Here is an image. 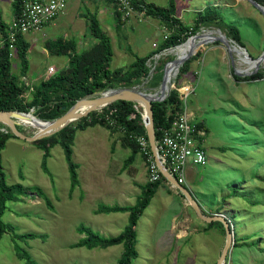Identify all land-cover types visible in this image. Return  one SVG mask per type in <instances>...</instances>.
<instances>
[{"label":"rangeland","instance_id":"1","mask_svg":"<svg viewBox=\"0 0 264 264\" xmlns=\"http://www.w3.org/2000/svg\"><path fill=\"white\" fill-rule=\"evenodd\" d=\"M142 1L164 7L168 3V0ZM174 2V16L187 29L178 45L191 36L189 30L194 26L195 17L208 6L215 7L222 14L226 26H202L196 33L209 31L228 43L213 39L195 47L194 53L184 61L188 65L186 71L179 74L178 67L170 78L171 88L172 85H195L186 105L187 111L193 112L194 118L207 128L203 144L206 164L195 168L188 180L205 216L221 213L230 220L233 239L222 264H264V77L248 80L244 77L249 74L240 76L235 73L247 69L241 52L255 59L264 50V14L247 0ZM71 6L70 19L65 21L67 28L61 32L48 31L43 36L35 31L25 34L29 67L24 77L14 49L11 72L19 76L20 82L34 87L42 79L38 75L47 72L48 66L53 65L54 71L67 68L69 57L46 47L59 36L73 39L78 54L92 47L97 40L89 31L88 15L93 14L100 30L111 42V70L126 69L134 61L135 54L149 56L145 63L146 74L114 88L158 92L164 68L177 58L178 53V50L174 51L177 46L159 49L166 39L164 36L171 31L163 20L135 7L130 16L122 19L111 0H75ZM0 16L7 24L13 17L9 0H0ZM229 24L237 26L242 45L232 39L227 28ZM42 48H46L47 53L42 52ZM160 70L161 75L158 74ZM166 70L168 75L170 68ZM252 70L253 67L247 69L248 72ZM258 70L264 71V60ZM109 89L112 88L105 90ZM29 91L24 93L27 102L30 101ZM135 107L142 117L143 105L136 103ZM99 110L102 108L68 124L74 126L82 118L88 121L92 113ZM15 121L21 132L28 136L35 133L32 126ZM0 130L4 131V128ZM58 131L48 136L54 134L59 138ZM145 151L151 152L148 141L145 150L139 145H131L120 130L112 127L96 124L77 130L72 144V160L78 165L79 184L71 191L67 162L60 144L50 148L46 172L41 166L43 151L40 148L32 141L10 137L1 150L5 179L9 185L22 184L26 192L16 200L7 201L2 220L11 224L18 234L35 233L43 237L19 238L5 232L0 238V264H25L17 255V249L25 250L37 264H117L123 251L121 244L91 249L77 246L83 237L77 227L83 224L104 237L121 233L127 225L128 213H96V208L99 204L136 202L141 193L140 184L149 182V160ZM160 183L167 181L161 180ZM35 188L43 192L50 205L43 195L34 191ZM125 191L129 192L130 199L125 198ZM170 193L168 212H162L160 199L155 196L140 215L135 228L138 255L132 264H214L226 236L223 225L214 222L215 226L203 228L206 223L198 220L191 206L185 205L184 195ZM207 209L215 210L207 213ZM172 216L177 222L172 232H168ZM158 223H164L158 232L167 231L169 235L170 248L165 253H154L153 246H150ZM196 223L198 226L193 229ZM174 232L186 236L177 239Z\"/></svg>","mask_w":264,"mask_h":264},{"label":"trees","instance_id":"2","mask_svg":"<svg viewBox=\"0 0 264 264\" xmlns=\"http://www.w3.org/2000/svg\"><path fill=\"white\" fill-rule=\"evenodd\" d=\"M112 1V0H111ZM264 5V0H255ZM23 0H11L12 15L15 16L22 7ZM133 6L141 12L146 13L163 20L171 29L170 34L164 39L159 49H166L181 43L182 34L187 29L181 25L179 20L174 16L175 2L168 0L167 6H158L153 3L144 2L142 0H133ZM88 28L96 43L78 54L76 51L75 41L64 37H57L53 42H48L46 47L57 54H64L69 57V63L66 69H59L54 73L42 78L34 87L26 85L19 81V76L11 72V56L9 42L7 41L8 24L0 16V111L18 110L27 112L32 109L33 115L38 118L52 119L59 115L63 110L68 109L74 102L82 97L91 95L93 92L103 91L107 88H114L124 82H129L144 75L147 72L146 61L149 56L134 55V61L126 69H110V61L113 50L111 42L106 33L99 28L95 15H88ZM217 25L218 27L226 26L222 14L213 6H208L203 13L195 17L194 26L189 30L190 34H195L204 26ZM227 28L231 32L232 39L239 45H242L239 30L236 25L229 24ZM209 38H201L199 42H204ZM14 49L20 60L21 75H26L28 69L27 49L28 43L22 34H17L14 41ZM170 63L167 65V67ZM187 63L179 67V74L186 71ZM166 67V68H167ZM162 71L158 72L161 75ZM264 77V71L258 70L256 73L245 76V79L255 80ZM32 88V89H31ZM30 90V101L25 100V92ZM136 103L126 100H116L104 106L101 110L103 113H110L116 120L117 125L123 126L126 132L123 133L125 140L135 145V141L130 140L128 134L130 132L141 134L148 141L145 126L142 122L141 114L135 107ZM62 107H65L64 109ZM153 125L155 131V139H158L160 128L170 124L172 119L181 111V102L178 99L177 91L171 89L168 96L163 101H153L152 105ZM99 113H92L90 120L81 119L72 126L70 124L64 126L58 131L59 138L55 135L43 137L33 140L32 143L43 151V159L41 166L44 171L48 172L46 167V158L49 155L50 148L58 143L63 147L64 157L67 162L69 172L70 190L72 191L78 184L77 167L78 165L72 160V144L77 130H84L88 126L96 124L112 127L103 118H97ZM0 238L5 232H11L14 237L19 238H38L43 235L35 233L18 234L14 227L2 220V215L7 208V201L16 200L20 195H24L26 187L22 184L9 185L5 179L1 163V150L5 146V142L10 137H16L8 127L0 123ZM119 130V129H118ZM137 145V144H136ZM161 180H165L162 176ZM146 182L138 196L136 202L132 205H106L99 204L96 213L111 212H127L128 222L120 234L116 236L104 237L94 232L90 227L83 224L77 227V231L83 234L78 241L77 246H84L88 249L94 247H107L113 244H121L123 251L117 261V264H132L138 253L135 248L136 243V224L139 216L142 214L155 189L161 182ZM39 196L43 192L35 188ZM45 202L50 205L49 200L44 196ZM213 224V223H211ZM17 255L24 259L25 264H37V262L22 249H17Z\"/></svg>","mask_w":264,"mask_h":264},{"label":"built area","instance_id":"3","mask_svg":"<svg viewBox=\"0 0 264 264\" xmlns=\"http://www.w3.org/2000/svg\"><path fill=\"white\" fill-rule=\"evenodd\" d=\"M112 1L120 12L122 19L133 13V0ZM66 6L67 0H23L22 7L17 15L13 16L8 22L6 33L10 48L9 55L13 56L14 41L17 34L24 35L30 31L41 32L47 23L64 12ZM164 38H167V35ZM52 73H54V69L49 66L47 74ZM171 89L177 91L178 99L181 102V111L176 114L168 126L160 128L158 139H155V145L161 165L174 178L176 184L184 185L186 169L189 165L204 166L206 164L207 158L203 141L207 130L201 122L192 119L187 111L186 105L195 90V86L192 83L181 86L172 85ZM96 117L103 118L109 125L118 128L122 133L126 132L123 126L117 125L116 120L110 113H98ZM128 137L142 149H146L147 140L143 135L130 132ZM145 152L148 154L149 160L148 181L157 182L163 176L160 167L152 151ZM226 219L230 223V220Z\"/></svg>","mask_w":264,"mask_h":264},{"label":"water","instance_id":"4","mask_svg":"<svg viewBox=\"0 0 264 264\" xmlns=\"http://www.w3.org/2000/svg\"><path fill=\"white\" fill-rule=\"evenodd\" d=\"M247 1L251 5L256 7L261 13L264 14L263 6L260 3H258L255 0H247ZM197 36H198V34L195 33V34L189 36L188 39L194 38ZM213 39L220 40V41L224 42L226 45H228L227 41L221 36H212V40ZM204 43H206V42H203V44ZM176 46H179V45H176ZM193 53H194V48L191 47L185 55H183L180 58L173 59L171 61V63H174L176 66V69H177ZM241 53L245 57H247L248 59L254 61L255 65L253 66V70L250 72L245 70V71H235V73L237 75H240V76H245L247 74L250 75V74L256 73L258 68L260 67L261 62L264 60V50L255 59H251L244 51ZM170 90H171V81H170V78L166 74V68H164L163 76H162V80H161V84H160L158 92L146 93V92L138 90L136 88H112V89L105 90V91L93 92L89 96L82 97V98L76 100L74 102V104L72 106H70L68 109H66V111L64 113H62L60 116H58L54 119L42 120L40 118H37L35 115H33L32 109H30L27 112H21L18 110H11V111H0V123L5 125L6 127H8L10 129V131L16 137L26 139L28 141H33V140L48 136V135L52 134L53 132L60 130L61 128L66 126L68 123H70L72 120H77L80 117L85 116L88 112H90L92 110L101 109L113 101L126 100V101H132V102L137 103V104L141 103L144 107V115H142V120H143V123L145 126L148 142H149L151 151L155 157V160L158 162V165L160 167V171H161L163 177L165 178V180H167V181L171 182L173 185L177 186L180 190L183 191V193L187 197L190 198L191 203L193 204L196 211L198 212V214L201 217H203L209 221H222L223 222L225 233H226L225 244H224V247H223V249H222V251H221V253H220V255L216 261V264H222L225 260V257L228 253V250L230 248V245H231L232 239H233V233H232V230L230 229L229 221L221 213L220 214H214L213 216L203 215L201 213L199 206H198V203L191 197V195L189 194L187 189L183 185L176 184L174 178L171 177L169 175V173L164 169V167L161 165V163L157 157L156 145H155V131H154V125H153V113H152L151 105H152L153 101H162L163 99H165L168 96ZM96 94H99V95L94 97L93 95H96ZM83 102H92V105L86 112L80 114L79 116L75 115L74 108L78 104L83 103ZM62 108L64 109L65 107H62ZM28 117H33V118H36L37 120H40L44 123H47L48 124L47 130H45L44 132L38 131V132H36L30 136L21 132L17 128L18 122L15 121V119L19 120V119L28 118Z\"/></svg>","mask_w":264,"mask_h":264},{"label":"crops","instance_id":"5","mask_svg":"<svg viewBox=\"0 0 264 264\" xmlns=\"http://www.w3.org/2000/svg\"><path fill=\"white\" fill-rule=\"evenodd\" d=\"M75 0H67V6H66V9L64 10V12H62V13H60L57 17H55L52 21H50L49 23H47L45 26H44V28H43V30L41 31V34H42V36L44 35V34H46L48 31L50 32V33H54V32H56L55 30H58V31H62L63 29H65V28H67V22H65L66 20H68V19H70V16H71V5L73 4V2H74ZM9 3H11V0H9ZM176 10V9H175ZM121 15V14H120ZM24 36V39H26L25 38V34L23 35ZM60 37H64V38H66V36H60ZM34 39V38H33ZM33 39H32V41H33ZM27 40V39H26ZM29 47H30V45H29ZM29 50V48L27 49V51ZM42 52H46L47 53V51H46V48H42ZM28 62H29V60H28ZM52 67H53V69H54V66L53 65H51ZM28 67H29V65H28ZM49 67V66H48ZM28 70V69H27ZM46 75H48L47 74V72H43V74H39L38 76V78H44V77H46ZM195 86V85H194ZM188 114H189V116L192 118V119H195L194 118V113L193 112H191V111H188ZM196 120V119H195ZM196 121H199V120H196ZM199 122H201V121H199ZM203 125H204V123L203 122H201ZM205 126V125H204ZM206 128V127H205ZM207 129V128H206ZM207 135V134H206ZM205 140V139H204ZM203 144H204V141H203ZM198 166H194V165H189L188 167H187V169H186V173H187V176L185 177V184L183 185L186 189H187V191L189 192V194L191 195V197L198 203V206H199V208H200V210H201V213L202 212H204L203 211V208H202V206H201V204L199 205V200L197 199V197H196V195H195V191L193 190V188H191V185H190V182H189V180H188V175H190V173H192L193 172V170H195V168H197ZM145 184V182H142L141 184H140V186L139 187H141L142 188V186ZM141 188H140V191H141ZM170 191L171 192H173L174 194H178V193H181L182 195H184V199H185V205L186 206H191V208L194 210V212H195V214H196V217L198 218V220L199 221H203V222H205L206 224L205 225H203L202 227L204 228V227H206V226H215L214 225V222H218L219 224H221V225H223L222 226V228H224V224H223V222L222 221H209V220H207V219H205V218H203V217H201L199 214H198V212L196 211V209H195V207L193 206V204L191 203V201H190V198L189 197H187L184 193H183V191L182 190H180L177 186H175V185H173L171 182H167V183H160L158 186H157V188L155 189V192H154V194H153V196H152V198H154L155 196H158L159 197V199H160V207H161V209H162V212H168L169 211V207H170V200H169V196L171 195V193H170ZM128 193L129 192H127V191H125L124 192V195L126 196L125 198L126 199H128V197H129V195H128ZM129 199H130V197H129ZM132 204H134V203H130V204H127V205H132ZM119 205V204H118ZM147 207V206H146ZM218 207V206H217ZM216 207V208H217ZM215 208V209H216ZM215 209H207V213H211V212H213ZM145 210V209H144ZM143 213V212H142ZM223 213H225V212H223ZM203 214V213H202ZM186 215H188V214H186ZM185 215V216H186ZM204 215V214H203ZM214 215V214H213ZM225 215V214H224ZM140 217V216H139ZM186 217H189V216H186ZM226 217V216H225ZM138 220H139V218H138ZM138 220H137V222H138ZM186 220H188V219H186ZM175 222H177V221H175V217L174 216H172L171 217V225L169 226V228H168V232H172V230H173V227L175 226ZM211 223H213V224H211ZM163 224L164 223H158L156 226H155V233H154V236H153V240L151 241V243H150V246L152 247V248H154V253H165L167 250H169V245H168V242H167V240H168V234H167V231L165 232V233H163V231H160V232H158V229H162L161 227H163ZM179 224H181V222L179 223ZM187 224H188V222H187ZM193 224H195V223H193ZM137 225V224H136ZM162 225V226H161ZM198 226V223H196V225H193V229H195L196 227ZM167 229V228H166ZM208 229H210V227L208 228ZM197 230V229H196ZM204 230V229H203ZM224 231H225V229H224ZM174 234H175V237L177 238V239H182V238H184L186 235H182V233L180 234V235H178L177 233H175L174 232ZM188 235H189V233H188ZM137 237V236H136ZM136 244V243H135ZM224 244H225V237H224V239L222 240V243H221V245L219 246V249H218V252H217V259H218V257H219V255H220V253H221V251H222V249H223V247H224ZM233 245L235 246V242L233 243ZM217 259H216V261H217ZM216 261H215V263L214 264H216Z\"/></svg>","mask_w":264,"mask_h":264},{"label":"bare ground","instance_id":"6","mask_svg":"<svg viewBox=\"0 0 264 264\" xmlns=\"http://www.w3.org/2000/svg\"><path fill=\"white\" fill-rule=\"evenodd\" d=\"M263 10H264V6H263ZM215 35V34H214ZM212 34L211 32L209 31H204L203 33L201 34H198L197 37H194V38H189L187 39L186 42H184L183 44L177 46L174 51H177L178 50V53H176L177 55V58H180L182 57L183 55H185L189 49L191 47L195 48L197 46H200V45H203V42H199V39L201 38H209L207 39L206 41L204 42H208V41H211L212 40ZM235 47V46H234ZM241 50V49H240ZM239 51V50H238ZM242 51V50H241ZM244 58V60H243ZM242 60L244 63L247 64V69H250L252 68L254 65H255V62L248 59L247 57L245 56H242ZM242 62V63H243ZM170 68V72L169 74L167 75L169 78L172 77V75H174L176 73V66L174 63H170V65L167 67V69ZM246 69V70H247ZM167 71V70H166ZM152 92V91H151ZM139 105H142L141 103H138ZM92 105V102H83V103H80L78 104L75 108H74V113L75 115L79 116L80 114L86 112ZM74 120H72L71 122H73ZM19 122L23 125V124H27L28 126H32L35 130V133L38 132V131H41V132H44L45 130H47L48 128V124L47 123H44L40 120H37L36 118H33V117H28V118H23V119H19Z\"/></svg>","mask_w":264,"mask_h":264}]
</instances>
